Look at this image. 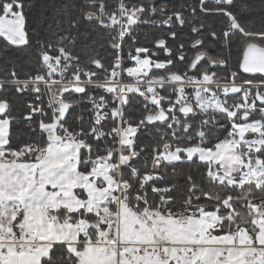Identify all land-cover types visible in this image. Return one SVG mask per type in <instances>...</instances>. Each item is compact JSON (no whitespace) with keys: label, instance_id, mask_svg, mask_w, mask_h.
Wrapping results in <instances>:
<instances>
[{"label":"trees","instance_id":"16d2710c","mask_svg":"<svg viewBox=\"0 0 264 264\" xmlns=\"http://www.w3.org/2000/svg\"><path fill=\"white\" fill-rule=\"evenodd\" d=\"M117 3L118 0H0V17L7 10L18 14L25 40L23 45L14 46L0 37V82L44 79L46 65L55 59L71 64L75 70L94 72L100 80H105L116 53L111 47V32L98 21L110 22ZM123 4L127 9L141 12L136 25L125 34L121 57L124 72L134 65L135 59L145 57L159 65L147 78L159 82L168 83L172 76L186 81L200 74L202 68L217 82L228 81L232 74L238 80L264 82L261 77H244L238 70L248 45L264 48V39L259 38L264 37V0L228 3L221 0L202 6L200 0H124ZM227 15L233 17L238 30L227 32L230 26ZM200 54L206 61L218 63V68L212 69L204 61L191 71L194 59ZM61 91L40 86L22 90L14 84L0 87V106L5 107L0 120L7 121L9 127L3 152L9 158L16 154L18 162L36 163L50 146L44 128L56 124L57 138L80 144L77 173L88 177L102 160L114 163L107 153L115 147L116 120L112 117L115 103L110 94L91 87H85L78 95ZM261 95L264 97V93ZM99 102L104 104V117L97 123L95 104ZM173 102V89L163 88L158 109L136 92L128 96L123 106L122 123L135 132L133 155L122 168V180L128 186V209L137 215L147 212L174 221L215 213L221 222L206 233L210 239L223 238L230 242L235 231H243L255 242V217L249 204L259 201L264 205V187L216 184L208 177L207 164L197 157L188 160L184 155V151L192 148L212 151L228 141L232 122L225 115L195 109L190 116H181L176 109L173 122L146 125L148 117L165 111ZM67 105L70 108L61 118V110ZM254 122L261 124L264 133V116L256 111L247 114L240 124ZM175 151H180L178 162L160 159L161 155ZM255 157L264 161V147ZM150 175L155 179L145 183L143 177ZM76 194L85 200L80 191ZM108 207L116 211L113 206ZM47 214L59 224L83 222L91 243H95L97 235L92 228L98 221L96 215L83 209H50ZM21 220L20 211L15 224ZM85 242L79 235L76 254L65 245L54 244L40 264H78V254L84 250ZM259 254L264 263V250Z\"/></svg>","mask_w":264,"mask_h":264},{"label":"rangeland","instance_id":"374dc122","mask_svg":"<svg viewBox=\"0 0 264 264\" xmlns=\"http://www.w3.org/2000/svg\"><path fill=\"white\" fill-rule=\"evenodd\" d=\"M219 1L221 0H200V6H202L206 2L215 4ZM224 1L226 3L230 2V0ZM123 2L124 0H118L117 6L125 8L122 10V12H126L129 16L126 22V33H128L130 28L136 25L141 12L139 10L127 9L124 6ZM118 7L116 8L117 10L115 16H113L110 21L111 23L118 22ZM227 17L230 20V26L228 27L227 32L238 30V26L234 22L233 17L229 15H227ZM98 23L100 26H102L104 24V21H98ZM22 24V19L18 14H14L7 10V12H5L4 15L0 17V37L4 38L8 43L14 46L23 45L25 40L22 30ZM124 38L125 36L123 37L122 41L121 57L123 56ZM254 38L264 39V37ZM117 57L118 56L116 54L115 58ZM48 63L56 65L64 64L60 63L57 59L52 60ZM122 65L124 68L123 60ZM158 67L159 65L152 64L150 60L145 57L138 58L135 59L133 66L127 68V72L124 73L122 78L125 81H155L153 80V78H147V75H149V72L152 69H157ZM202 71L203 68L200 74L194 75L186 80L192 82L195 78H198L202 82V84L207 86V89L204 90H189L188 95H190L193 102L197 103V109H193L201 112L215 113L216 110L221 112V106L224 105L223 100L226 99L225 89H227L228 86L232 85L233 83H231L230 80L217 83L214 81L212 75ZM94 74L95 80H100L98 78V75L96 73ZM204 76H206V80H204ZM42 80L43 79H35L32 81L40 82ZM242 83L246 86L244 98L247 102L240 109H236V111L238 110L239 112L238 115H242V113L244 112L247 115L251 114L254 111L258 112L260 116L263 115L254 103V98L258 95H261V91L260 89L254 88V86L264 84V82L256 80H242ZM215 86H217V88H215ZM91 88L96 89L95 87ZM248 97L250 98L249 100L247 99ZM241 98L243 99V97ZM155 103L159 104L158 101ZM103 109L104 104L102 102L95 104V120L97 121V123L100 122L104 117ZM224 111L228 112V110ZM230 111L228 112V115L231 119V117L235 116V111ZM171 122H173V120H171ZM120 126L121 131L117 132L118 124L116 122L115 147L111 150H116L117 144L121 146L120 162L123 163V166L125 167V163L131 160V157L133 155L131 145L132 138H134L135 132L132 128L125 126L122 121L120 122ZM55 127L56 124H53L44 128L45 132L48 134L50 146H70L75 150V152L77 150L78 155L80 144L71 139L62 141L60 138H57ZM8 128V122L0 120V179L10 178L11 182H13L14 184H16L15 180L18 182V184H20L22 182L20 180V176L22 175L21 172L17 171L16 167L18 166V164H21V162H18L16 160V154H13V157L9 158V156H7L5 152H3V147L7 142ZM263 147L264 133L262 132L261 124L259 122H254L240 125L239 120L236 125L233 124L230 139L219 144L214 150L207 151L199 148H192L184 151V155L188 160L197 157V159L201 163L207 164V167L209 169L208 177L211 182H215L219 185L224 184L227 187L242 188L244 186L253 185L256 188H261L264 187V161H262V159L260 158L255 157V154L261 151ZM179 152L180 151H175L171 154H163L160 156V159L167 163L178 162ZM43 157L44 154L35 164L39 163L43 159ZM115 162L116 161L114 158V163ZM114 163L107 164L106 161L103 162L102 160V162L98 163V165H96L91 170L90 176L85 177L78 175L79 182L74 185V197H76V200L81 209H83L85 213L94 214L98 217V221L97 223H95L92 229L96 232L98 223H103V228L101 230L103 234L100 235L96 232L97 238L95 243H91L88 237L86 226L83 222H80L77 225H72L78 230V235H82V232L85 231V233L87 234V238L83 237L84 239H86V242L82 243V246H84V249L85 247L88 248L78 254V261H111L108 262V264H117V261H124L125 264H144L143 260L135 255L134 251L138 246L148 244H170L173 245V247H202L199 249L200 253L196 252L197 254H200V260L198 262L191 263L187 259L182 262V264H257L256 262H254L257 261V259L254 261L250 259V252L248 250H245L243 248L231 247V241L225 242L224 246L227 247L225 249H222V245H215V239H210V237L207 236L206 233L215 228V213H200L197 218L184 221H174L171 218H165L161 217L160 215L147 212L141 215H137L130 209H128V207L126 211L121 210L120 213H117L116 211L112 212L105 201L107 197H109L115 191L116 175L115 173H113ZM122 170L123 169L120 170V180L123 182ZM254 172H257L256 178L252 176ZM153 177L155 179V176ZM12 179L15 180L13 181ZM143 180L145 183L147 182L145 181L144 177ZM36 181L40 182L42 181V179H38L37 177ZM39 182L37 184V189H40ZM77 190L80 191V194L85 196V200H82L81 198L79 199L78 195L76 194ZM48 194L53 195L55 194V191L49 189ZM249 205L255 217L253 224L257 231L254 243L258 246L264 247V209L260 207L261 204L259 201H251ZM20 211L21 210L19 209V206L17 204L8 205L2 204L0 202V232L5 233L6 235L10 233L17 234L21 240H23L24 236L30 235L31 240L37 243V246L28 247L24 251L32 252L35 251L41 245V243L39 239H37L36 235L34 236L33 234L28 233V231L22 230L21 222L23 220H21L20 223L15 224V221L19 218ZM15 229H17L18 233L15 231ZM245 235L246 234L244 233V236L238 238V242L236 243L237 246H243V244H245L246 237L249 238V236L245 237ZM243 237L245 238L243 239ZM102 239H105V243L107 245L111 243H120L122 245L123 251L118 254L116 249L112 248V246H99V243ZM174 250L176 249L174 248ZM69 251L72 254H76L75 248H69ZM222 255H224V257ZM180 261L182 260L180 259Z\"/></svg>","mask_w":264,"mask_h":264},{"label":"built area","instance_id":"2783aa9c","mask_svg":"<svg viewBox=\"0 0 264 264\" xmlns=\"http://www.w3.org/2000/svg\"><path fill=\"white\" fill-rule=\"evenodd\" d=\"M122 6V5H121ZM118 22L115 23H104L102 26L112 32L111 36V47L117 54V58L113 63V67L110 70L107 79L105 80H95V74L93 72H83L80 70H75L71 64H47L45 68V78L40 81H25V82H10L4 83L0 82V87L3 84H14L20 86L22 90H26L27 87H47L54 88L57 91L68 89L71 87H95L101 91L110 94L113 102L115 103L114 111L117 113L116 122L118 124L117 132L121 131L120 122L122 121V109L128 98L133 92H136L148 102L152 104L155 109H158L160 99V90L163 88H172L174 93V102L166 108V112L169 116H174V112L177 108L184 105H191L192 108L197 109V103L193 102L190 95H188L189 90L207 89V86L202 84V82L195 78L192 82L185 81L181 84H172L170 82L164 83L159 81H147V80H134L125 81L122 77L124 75V69L122 65L121 58V48L123 37L127 32L126 22L129 18L128 14L123 13L122 10L125 8L118 7ZM206 80V76H204ZM245 89V85H230L228 87H238ZM256 89L264 90V84L254 86ZM132 90V91H131ZM261 104V102H260ZM260 112L264 116V103L258 106ZM119 143V141H118ZM120 149L121 146L117 144L116 150H110L108 152V158H115L113 173L116 175L115 181V191L107 197L105 203L108 206H113L117 213L126 211L128 207V187L127 184L123 183L121 179L120 170L124 167L123 163L120 162ZM132 176H135V172L132 171ZM145 181L154 179L153 176H144ZM264 209V205L260 206ZM227 209L231 210V206L227 205ZM103 223H98L96 227V232L102 235ZM86 232V231H85ZM82 232V237L87 238V234ZM244 236L243 231H235L232 234L231 242L233 248H243L250 252V259L257 264L261 263L259 251L264 250V247H260L254 243V241L245 235L246 243L243 246H237L238 238ZM243 237V238H245ZM115 248L117 253L120 254L122 250V245L120 243L108 244ZM105 243V239H102L99 246H108ZM37 243L31 240L30 235L24 236L23 240L19 238L17 234L10 233L6 235L0 232V264H7V258L9 255L20 254L28 247H36ZM227 246L222 245L221 248L225 249ZM174 248L176 250H174ZM201 246H174L170 244H148L138 246L135 249V255L140 257L144 264H167L171 262L172 264H182L185 260L189 262H198L200 260L199 249ZM224 257V255H222ZM180 259L182 261H180ZM117 264H125L124 261H117Z\"/></svg>","mask_w":264,"mask_h":264},{"label":"crops","instance_id":"0c3cea01","mask_svg":"<svg viewBox=\"0 0 264 264\" xmlns=\"http://www.w3.org/2000/svg\"><path fill=\"white\" fill-rule=\"evenodd\" d=\"M77 164V150L75 152L70 146H49L39 163L18 164L17 171L22 175L20 184L15 179L12 180H15L16 184L11 182L10 178L0 179V202L8 205L17 204L22 212V230L36 235L41 243L35 251L9 255L7 264H40V260L48 256L54 244L75 248L79 237L76 227L56 223L48 216L47 211L81 209L74 197V185L79 182ZM256 175L257 172L252 174L254 178L257 177ZM37 177L42 179L38 181L40 189H37ZM49 189L54 190L55 194H48ZM219 222L220 219L215 214V226ZM225 241L223 238H217L215 245H224ZM108 262L111 261H79L78 264H108Z\"/></svg>","mask_w":264,"mask_h":264},{"label":"water","instance_id":"95a60500","mask_svg":"<svg viewBox=\"0 0 264 264\" xmlns=\"http://www.w3.org/2000/svg\"><path fill=\"white\" fill-rule=\"evenodd\" d=\"M201 58V57H200ZM200 58L196 59V62L194 65L199 62ZM239 71L242 75L246 77H261L264 79V48H261L257 45L251 44L248 45L242 56L241 63L239 65ZM169 82L172 84H181L184 82V80L181 77L178 76H172L169 78ZM62 93H74V94H82L84 92V88L82 87H71L68 89H63L61 91ZM238 89L232 90L233 95L239 94ZM70 108L69 105L64 107L61 110V118H63L67 112V110ZM5 111L4 106H0V114H3ZM193 113V108L190 106H183L178 110V114L181 116H190ZM113 119H116L117 113L113 111L112 113ZM168 120V116L163 111H159L155 116L148 117L145 120L146 125L152 126L156 124H163L166 123Z\"/></svg>","mask_w":264,"mask_h":264},{"label":"flooded vegetation","instance_id":"af4514ba","mask_svg":"<svg viewBox=\"0 0 264 264\" xmlns=\"http://www.w3.org/2000/svg\"><path fill=\"white\" fill-rule=\"evenodd\" d=\"M242 56H243V54H242ZM200 57H201V58H200ZM198 58H200L199 62H197V64L194 65L195 62H196V59H198ZM206 60H207V59L205 58V56H204L203 54L198 55V56L194 59L192 65H191L190 70H191V71H194V70L197 68V66H198L199 64H201L202 62H204V61H206ZM241 60H242V58H241ZM206 62H207V64H208V66H209L210 68H212V69H217L218 66H219L218 63H216V62H211V61H206ZM240 63H241V62H240ZM239 65H240V64H239ZM238 70H239V68H238ZM239 73H240V71H239ZM240 74H241V73H240ZM241 75H242V74H241ZM242 76H244V75H242ZM244 77H246V76H244ZM250 78H252V77H250ZM229 80H230L231 83H233L232 85H244V84L242 83V80H239V82H238V77H237L236 74H233V75L229 78ZM215 82H217V81H215ZM217 83H220V82H217ZM215 88H217V86H215ZM234 89H238V90L240 91L238 95H233V94H232V90H234ZM225 90H226V99L223 100V101H224V105L221 106L222 111L219 112V111L216 110L215 113H216V114H222V115H225V116H226V117L232 122V127H233V124L236 125V123L238 122L237 119L240 120V123H241V121H243V120L246 119V116H247V115L245 114L244 111H242V112H244V113H242V115H238L239 112H238V110L236 111L237 108L240 109V108L243 107V105L247 102L246 99L244 98V92H246V91H245V89L241 88L240 86H238V87H228V88L225 89ZM260 91H261V94L264 93V90L261 89ZM241 97H243V99H242ZM247 99L249 100L250 98L248 97ZM260 102H261V104L264 103V97H263L262 95H260V96H256V97L254 98V103H255V105H257V108H258L259 105H261ZM184 106H190V107L192 108L191 105H184ZM217 106H218V105H217ZM182 107H183V106H182ZM180 108H181V107H180ZM180 108H177V111H178ZM224 110H228V112H229L230 110H231L230 112L235 111V112H234V113H235V116L231 117V119H230V117H229V115H228V112H226V111H224ZM160 111H163V110H160ZM158 112H159V111H158ZM158 112H157V113H158ZM163 112L166 113L167 116H168V120H167V122L170 121V120H173L174 116H169L168 113L166 112V110L163 111ZM243 115H244V116H243ZM154 116H155V115H154ZM238 117H239V118H238ZM240 125H245V124H240Z\"/></svg>","mask_w":264,"mask_h":264}]
</instances>
